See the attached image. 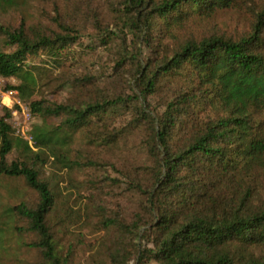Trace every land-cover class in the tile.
<instances>
[{"label": "rangeland", "instance_id": "obj_1", "mask_svg": "<svg viewBox=\"0 0 264 264\" xmlns=\"http://www.w3.org/2000/svg\"><path fill=\"white\" fill-rule=\"evenodd\" d=\"M122 2L23 0L12 7L0 6L3 27H15L24 20L29 34L58 31L64 24L79 33L77 41L55 59L39 55L27 63L32 65L28 68L35 80L27 99L17 88L19 77L0 78V117L7 109V95L19 98L28 107L31 100L82 105L100 98L132 97L112 107L100 121L89 120L74 130L66 149L55 151V155L47 148L28 155L39 178L48 183L55 196L47 223L69 264H157L147 252L153 246L152 216L147 195L139 186L150 189L158 174L159 149L153 126L178 90L190 92L194 77L188 70L162 77L157 90L144 100L135 79L140 64L169 55L188 39L215 35L237 40L250 31L255 12L264 6V0H238L235 8L194 17L169 32L165 28L163 32L154 30L152 46L148 47L129 27L130 15L127 18ZM198 101L199 106L193 107L173 131L169 141L172 149L224 115L218 105ZM257 118L262 120L264 113L257 112ZM60 121V117L41 118L31 113L32 126H54ZM20 151L13 150L7 160H19ZM242 183L250 190L246 201L249 211L264 209V167L253 169ZM38 200L37 191L23 177H0V264L43 261L40 251L28 246L36 235L26 229L27 220L8 211L22 203L35 206ZM230 250L264 259L262 244L234 242Z\"/></svg>", "mask_w": 264, "mask_h": 264}, {"label": "trees", "instance_id": "obj_2", "mask_svg": "<svg viewBox=\"0 0 264 264\" xmlns=\"http://www.w3.org/2000/svg\"><path fill=\"white\" fill-rule=\"evenodd\" d=\"M20 1L0 0V6L12 7ZM122 4L127 18L130 15L129 27L151 47L154 30L169 32L194 17L235 8L238 0H124ZM60 28L29 34L24 20L15 27L0 25V76L19 77L17 88L23 98H28L35 83L29 69L32 65L27 63L39 55L55 59L77 41L75 27L64 24ZM183 70L194 77V86L190 92L178 90L153 126L159 149L158 174L150 189L139 186L147 195L152 216L153 246L147 252L157 264H264V259L230 250L234 242L264 245V209L249 211L250 190L242 183L253 169L264 167V118H257V112L264 113V6L255 12L250 31L237 40L215 35L188 39L169 55L140 64L135 77L139 96L145 100L157 90L162 77ZM130 99L116 96L82 105L31 100L33 115L61 118L54 126H32L35 149L5 120L7 109L0 117V177H23L39 196L35 206L22 203L8 211L27 220L26 229L36 235L28 246L40 251L41 264L69 261L60 254L47 223L55 196L28 155L46 148L55 155V151L66 149L74 130L89 120L100 121L112 107ZM198 99L218 105L224 115L172 149L173 131L199 106ZM15 149L21 150V157L9 162L7 157Z\"/></svg>", "mask_w": 264, "mask_h": 264}, {"label": "built area", "instance_id": "obj_3", "mask_svg": "<svg viewBox=\"0 0 264 264\" xmlns=\"http://www.w3.org/2000/svg\"><path fill=\"white\" fill-rule=\"evenodd\" d=\"M1 78V76H0ZM9 102L6 103L8 120L15 134L26 141L31 148L35 149V141L32 135L30 108L17 97L7 95Z\"/></svg>", "mask_w": 264, "mask_h": 264}]
</instances>
